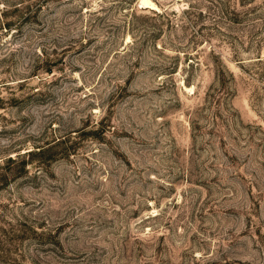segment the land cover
Here are the masks:
<instances>
[{"label": "rangeland", "instance_id": "374dc122", "mask_svg": "<svg viewBox=\"0 0 264 264\" xmlns=\"http://www.w3.org/2000/svg\"><path fill=\"white\" fill-rule=\"evenodd\" d=\"M152 1L0 0V264H264V0Z\"/></svg>", "mask_w": 264, "mask_h": 264}, {"label": "trees", "instance_id": "16d2710c", "mask_svg": "<svg viewBox=\"0 0 264 264\" xmlns=\"http://www.w3.org/2000/svg\"><path fill=\"white\" fill-rule=\"evenodd\" d=\"M155 14L159 15V16H163L164 12L163 11H154ZM12 21L8 20L6 22H4L3 25V29L0 30V33H2V31L5 29L7 30L8 28H11ZM2 27V26H1ZM224 65L222 64L221 68L219 69V73L217 74L220 80H224L226 74L224 71ZM227 73L229 75H232V72L229 71L228 69H226ZM53 144H40V145H34L33 148H30L29 150H26L24 152V154L21 155V157H14L12 158L11 156L8 157V159L6 160V162L12 163V164H16V167L20 170L22 169H27L26 165L28 162H35L36 160L38 162H48L53 156L51 149L53 148ZM35 158V160H33ZM1 165V164H0Z\"/></svg>", "mask_w": 264, "mask_h": 264}, {"label": "bare ground", "instance_id": "6f19581e", "mask_svg": "<svg viewBox=\"0 0 264 264\" xmlns=\"http://www.w3.org/2000/svg\"><path fill=\"white\" fill-rule=\"evenodd\" d=\"M139 4L142 6L157 8V5L152 0H140Z\"/></svg>", "mask_w": 264, "mask_h": 264}]
</instances>
